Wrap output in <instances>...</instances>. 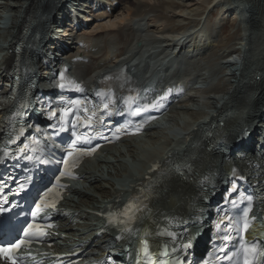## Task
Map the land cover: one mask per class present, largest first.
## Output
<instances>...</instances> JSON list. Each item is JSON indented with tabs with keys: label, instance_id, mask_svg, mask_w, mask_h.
I'll use <instances>...</instances> for the list:
<instances>
[{
	"label": "bare ground",
	"instance_id": "obj_1",
	"mask_svg": "<svg viewBox=\"0 0 264 264\" xmlns=\"http://www.w3.org/2000/svg\"><path fill=\"white\" fill-rule=\"evenodd\" d=\"M139 1L137 4L138 9L149 0ZM223 1L225 0H222L221 3ZM121 2H129V0H120ZM163 2V0H158V5L160 6ZM102 3L111 10V13L104 11L105 14H100L97 17L96 22H98L94 28L80 34L82 35L80 38L88 42L89 49L75 47L71 51L72 55L92 57L89 52L93 54L92 50H97L95 52L97 55L92 57L91 62L77 64L75 69L82 77L89 75L91 78L96 77L103 70L112 66L120 68L128 66L133 73L139 74L142 72L141 78L144 79V68L152 65L156 71L158 69L159 71L162 70L163 67L170 64L167 60L171 59L172 51L168 50L179 46H181V50L182 45L188 41L186 35L191 29L179 31L176 27H168L161 22V18L159 19L155 15L149 19H147L148 17L145 19L141 18L149 15V10L141 13L129 6L126 13L127 16L123 15L124 17H119L120 19L117 20L115 13L119 7L113 8V1L110 2V0H104ZM241 5L244 7V11L241 12L242 16L248 17L246 22L250 25L252 24L253 27L259 25V19L254 16L256 14L255 9L258 8L257 11L261 14L264 9V0H246L241 2ZM63 6L62 0H14L12 7H9L12 17L17 15L16 12L23 10L25 16L19 24L18 34L7 40L5 32L0 33V41H3L5 46L9 48L14 44L13 41L21 43L27 47L25 51L26 58H32V60L37 62V60H40V57H38L40 52H37L36 41L44 37L47 21L59 7ZM185 9L187 8L185 7ZM113 17L115 19H112ZM94 19L93 21H95ZM14 26L12 22L11 27L14 28ZM91 26L89 25V28ZM198 26H192V29H198ZM214 28L210 31L216 33ZM200 32L201 41H204L202 39L207 34L204 35L202 31ZM252 33L251 31L245 34L246 37L244 38L242 49L237 48L228 52L218 51L214 54V57H209L211 60L206 63H202L201 59L207 54L204 56L198 53L193 54L194 58L184 68V72L190 73L186 77L190 80L194 77L199 78L204 80L205 84L211 78L213 80L212 85L206 87L205 91L204 89L203 91L206 95L211 93H214V95L209 97L210 100L208 102L205 101L204 104L198 105L197 114L202 118H197L198 116L194 114L193 117L196 119H189L185 114L193 115L194 109L189 107V103L195 99H193L194 96H191L186 102H181L175 107L170 115L157 127L159 129L155 128L156 130L166 129L167 127L163 126L168 123L176 127L174 129L172 127L169 132L171 138L167 139L168 146L164 151L150 156V151L146 147L140 151L136 150L137 142L144 141L148 135H152L148 131L138 139L124 140L121 145L105 147L106 153L100 154L94 162L91 161L92 163L83 167V172L86 174L87 179L81 187L74 190L76 197L65 204L67 207L79 211V218L84 223L79 224V227L83 228L84 231L70 233L73 238L76 239L79 236V238L91 245L92 240H95L93 235L96 234L98 228L103 226L102 221L96 217L95 213L105 208L108 203L119 198L122 193L126 192L125 196L128 195L129 189L135 186L137 181L146 177L149 168L152 166L151 161L157 158L162 161L164 159L171 161L183 160L184 164L187 165L180 179L172 176L166 180L160 188V196L155 203V218H157L158 223H161V227L164 226L167 229H172L176 224L171 220V217H165L168 211L177 214V212H185L194 207L199 193L198 189H196L197 178L201 173L210 172L211 168H217L219 172L225 169L229 170L223 160L224 155L216 151L220 148L217 146L227 145L230 142L228 137H233L239 132L244 123L252 128L251 126L254 123L258 125L257 123L262 121L261 118L264 116V60L257 65L259 66L257 72L251 74L247 70L249 64H251L249 55H251ZM208 38L216 39L210 34H208ZM139 41L141 46L136 48L135 42ZM203 45V48L207 47V51V44L204 43ZM247 46L248 49L246 50ZM196 47L197 45L195 44L194 49ZM156 52L157 55L154 54ZM237 53L239 55L243 53L244 56L239 57L240 60L237 63L230 61L231 57ZM12 61L13 58L10 57L6 63L2 64L0 83L1 79L6 75L2 67L9 70ZM223 68L225 70H222ZM222 72L229 76L227 80L229 83L227 84L231 88L234 87L232 90L221 83L223 82V76L222 78L220 77ZM206 106H208L209 110H205ZM251 106H255L254 109H251ZM2 116L3 113H0V120ZM208 132L212 134L209 139L214 146L207 143L209 139L203 140ZM104 181L108 182V185H103L102 182ZM165 201H167L166 204ZM63 223L69 222L64 221ZM69 227H74V224L70 223V225L66 226V228ZM92 229L93 231L90 234L82 236L85 232H89ZM103 240L106 242L107 238L103 237ZM127 241L123 239L120 243L124 247L131 248V252L134 253L136 259L144 256L143 243H138L137 240L130 241V243ZM169 247L175 246L173 244H168L167 246L159 245L158 243L153 244L150 248V254H152V251L157 252L158 249L165 252Z\"/></svg>",
	"mask_w": 264,
	"mask_h": 264
},
{
	"label": "rangeland",
	"instance_id": "obj_2",
	"mask_svg": "<svg viewBox=\"0 0 264 264\" xmlns=\"http://www.w3.org/2000/svg\"><path fill=\"white\" fill-rule=\"evenodd\" d=\"M163 1L164 2L159 6L158 0H149L147 3L141 5V7L139 8L140 10L137 8L138 6L137 4L138 2H140L139 0H129V2H124V4L123 2H121L122 4L117 9L115 13V17L117 20H119L120 18H122L123 15L127 16L126 14L128 12L127 9H129V6H131L132 9L136 11H140L141 13L145 12V10L147 11L149 10V13L147 12L149 15H145V17H141V18L145 19L148 17L147 19H149L150 17L152 18L155 15L156 17H159V19L161 18V22L165 23V25H167L168 27H176L179 31H186V29L188 31L189 29L192 28V26L199 25L198 27L201 28L202 33L206 34V32L208 31L210 32V30L216 26L214 28L216 29V33H213L214 35H216L215 36L216 39H211L208 38V36H206L202 39L204 41H202L201 42L202 44H200L199 46L201 47L204 43L207 44L208 46V49L206 51L207 56L201 59L202 63H206L208 60H211L209 57H214V54L217 53L218 51L228 52L230 50H235L237 48L242 49L244 38L246 37L245 34H247L248 32L250 33L252 31L253 39L250 45L251 55H249L251 64H249L247 70L251 74L259 70V66L257 65L263 62L264 60V9L262 10L261 14L260 12L257 11L258 8L255 9L256 14L254 16H256V18L259 19L258 20L259 25L253 27L252 24L250 25L248 22L243 24L239 20V15L236 13L237 7H233V2L238 1L241 3L246 0L244 1L225 0L226 2L223 1L222 3H221L222 0H163ZM13 2L14 0H6V1L3 0L2 9L8 8L10 6L12 7ZM184 6L187 9H185ZM115 17H113L112 19H115ZM185 18L186 20L183 21V19ZM192 38L193 39L190 38L192 41L188 42V48H191V46L194 47V43L196 44L199 43L200 40L199 35L197 36L196 34ZM1 45H4L3 41H0V47ZM135 47L137 48L140 46L137 45V43L135 42ZM242 56H244L243 53L240 55L237 53L235 55V57L238 58ZM222 70L225 69L223 68ZM222 76H223V80H222L223 82L221 83L224 84L225 87L231 88V86L227 84L229 83L227 81L229 79V76L228 75L226 76L224 72L220 74L221 78ZM205 95L206 94L203 90L199 91L198 93L197 92L194 93L193 99L195 100L189 103V107L194 109L192 112L193 115L185 113L189 119H193V118L196 119L195 117H193L194 114L195 116H198L197 118H202L200 115L197 114L198 112L197 107L199 104H204L205 101L208 102V100H210L209 97L213 96L214 93L206 95L207 99L203 98L205 97ZM254 107L251 106V109H254ZM205 108H206L205 110H207L208 106H206ZM163 127H167L168 129L167 128L166 129L163 128L160 130L152 129L150 133H152V135L155 136L148 135V137H146L144 141L137 142L136 150L140 151L144 149V147H146L147 150L150 151V156L155 153L164 151V149L168 146L167 139L171 138V134L169 132L172 130V127L173 129L176 127L175 125L171 126L170 123L165 124V126ZM102 184L108 185V182L104 181L102 182ZM166 203L167 201H165V204Z\"/></svg>",
	"mask_w": 264,
	"mask_h": 264
},
{
	"label": "snow or ice",
	"instance_id": "obj_3",
	"mask_svg": "<svg viewBox=\"0 0 264 264\" xmlns=\"http://www.w3.org/2000/svg\"><path fill=\"white\" fill-rule=\"evenodd\" d=\"M65 79V74L63 71L59 72L57 74V87L59 88H64L65 85L64 83H59V81H63ZM98 96L101 97H109L110 93L108 92H98ZM129 102H134V98L132 96L128 97ZM37 104L41 105V102L39 99H37ZM86 102H82L79 99L70 101L67 106L62 107V108H55L52 107L49 103L45 102L41 105V110L44 112L45 118L49 119L50 121H55L53 123H50L48 125V135L49 136H58L60 133L67 131L68 127H71L72 129H78V128H83V129H91L93 128V125L90 122H86L84 119L81 118V111L83 112H88L90 111L87 107L84 106ZM31 100L30 99H24V101L19 105V109L16 110V112L13 114V116L19 120L23 119L25 117V114L28 113L31 109ZM109 104L105 103L104 104V109L108 110ZM155 104L151 105H145L144 107H154ZM144 109L143 108H138L134 114L139 115ZM95 115V113H93ZM70 118V119H69ZM5 119H9V117H6ZM31 128L33 130V133H40L43 131L40 125H35V124H28V125H23L20 126L17 129H14V131H17V135L15 139H9V143H16L20 137L25 135L26 129ZM117 131H120L119 128H117ZM81 139L80 136L76 135V132L73 131V141L72 144L70 145L69 150L66 151V155L68 157H72L74 155H87L91 154L94 149H87V148H82V147H76V142ZM85 139H88L85 137ZM75 149V152H73L71 149ZM23 151V149H21ZM4 157L8 158L9 154L7 152L4 153ZM15 158V157H12ZM31 159V157H29ZM4 162V160H0V163ZM64 164H67L68 161L64 160ZM60 175H64L63 172L60 173ZM234 176H235V170H234ZM239 179H244V177L240 176L238 177ZM24 186L21 185V188ZM51 189L46 190L43 193V196L41 197V203L44 204L46 207H51L55 208V203H51L50 205L47 203L46 198L49 196V193L51 192ZM232 192H237V186L235 183L232 185ZM239 196L242 198L241 202L247 201V207L250 210L251 208V202H252V196L251 195H245L243 192L239 193ZM236 200H226L225 203H232L233 205L236 204ZM41 205L37 204L36 209L40 210ZM0 210H6V209H0ZM144 207L137 205L134 202H129L128 205L124 207L123 212L120 214V218L115 221L118 225H123L124 229L126 231H132V228L128 227L129 225L135 226L141 221V215L144 211ZM221 211H224V209H221ZM245 218L247 217V212H245ZM33 216V223L28 225L27 229H23V237L17 239L13 243H8V244H0V258H3L4 260H7L10 262V264H21V260L23 259L22 257H19L17 253L23 246H28L31 245L33 242V239L35 240H40L43 236H45L47 233L43 231L35 223V218H36V213H32ZM231 220L232 217L228 215L227 212H225V215L220 219L219 223L216 225L217 228H219L221 225L224 226L225 231L227 232L228 229L231 228ZM247 219H245V227H247ZM36 228L38 231V235L34 234L31 229ZM222 240L224 242H227L229 240V236L225 234L222 237ZM257 243L254 242L252 245H248L246 242L242 247V252H243V264H255V260L257 256L264 257V249H258L257 248ZM185 247H190V245H186ZM226 243L225 246L220 248L219 251L226 252ZM172 251H176L173 249ZM143 255L148 258L149 264H169V261L167 260H158L156 262L152 261V257L150 254V249H149V244L148 241L145 240L143 242ZM164 256L168 255V252L165 251L163 253ZM231 256L225 254L222 258L217 257V259H223V260H231ZM177 264H184V262L177 261Z\"/></svg>",
	"mask_w": 264,
	"mask_h": 264
}]
</instances>
